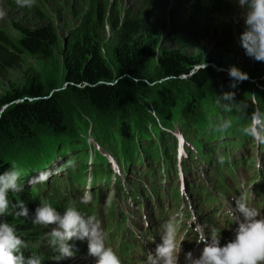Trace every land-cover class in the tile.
<instances>
[{
    "label": "trees",
    "instance_id": "obj_1",
    "mask_svg": "<svg viewBox=\"0 0 264 264\" xmlns=\"http://www.w3.org/2000/svg\"><path fill=\"white\" fill-rule=\"evenodd\" d=\"M80 1L85 8L70 13L75 24L63 39L58 35L53 21L33 28L17 26L20 33L18 37L0 28V70L22 66L23 58L28 56L34 58L41 66L40 71L34 66L27 67L22 80L10 81L9 86L0 93V174L9 171L11 164L21 170L23 175L19 183L22 190L10 192L9 200L12 205L23 202L28 212L27 216H17L15 212H19L20 208L10 206L9 213L0 216V222L14 225L18 234L28 242L26 256L31 255V252L41 256L47 253L58 256L54 248L40 252L38 246L34 245L40 241L39 234L43 226L32 222L41 201L51 202L57 211L63 214L66 209L59 200L62 197L73 201L77 205L76 208L85 215L96 217L98 214L101 217L96 208V200L99 191H103L98 190L99 185H95L108 183L113 176L117 178L106 156L95 150L94 156L89 158L91 164H94L93 179L89 183L96 198H90L87 203L81 201L83 194L80 185H86L85 181L90 178H87L89 153L84 140L74 138L76 134L73 133H76L77 129L74 118L79 120L89 116L93 119L94 126L103 130L107 124L98 119L112 115V124L116 126L113 133L115 137L118 136V140L112 147L105 148L111 149L112 152H109L117 156V161L125 172L129 171L133 162H158L157 160L162 158L163 163L158 174H155L153 169L146 170V175L142 174L148 179L154 196L158 197L159 188L163 186L162 181L169 183L166 170L170 168L171 173L178 175L179 168L175 163L178 161L179 150L177 151L175 137L161 131L157 125H151L153 136L157 139L166 137L168 144L169 135L172 141V151L169 144H163L159 148L156 146L157 142L151 138L147 139L148 133L145 129L139 131L136 121L134 122V117L142 110L141 106L148 102V98L157 101V95L148 92L146 68L151 60L154 59L155 73L159 79H186L192 88L184 104L185 111H188V115H184L188 123L184 124V118L181 116L183 111L171 114L162 122L169 127L176 123L183 133H187L184 138L192 141L195 150V153L192 151L190 155L188 151L189 159H199L197 162L201 160L205 165L211 164L208 169L203 167V172L213 168V153L215 150L220 151L221 145L232 147L234 153L231 161L234 162L237 156L235 153L244 143L251 140L241 131L249 122V89L244 88L240 92L243 96L241 102L247 104L244 114L235 110L225 112L224 118L232 119L233 127L223 135L212 130V126L218 121L214 120V117L221 114L215 100L199 96V90H205L220 73H224L216 71L212 64L228 68L223 62L207 56L208 51L203 49L199 37L202 28L212 32L213 28L216 31L223 29L220 23L227 17L226 9L230 7V0H194L197 5L190 17L184 21H176L179 23L164 36L149 26L151 17L148 12L152 10L151 2L146 3V7L137 13L127 9L122 11L115 2L109 5L107 0ZM9 2L16 5V0ZM22 10L38 14L42 11L37 10L35 6ZM105 26H108V32H105ZM226 26L230 39L235 38L234 22L229 20ZM241 33L242 31H239V38ZM241 48L246 54L244 48ZM194 49L196 50L193 51ZM108 57L111 58L113 67L108 63ZM204 63L209 65L204 67ZM246 73L249 78L264 75V62L252 58ZM228 79L224 74L225 84ZM240 84L246 82L242 81ZM53 88L57 89L52 91ZM258 100L263 111L264 99ZM69 102L73 104L70 105ZM70 106H73L74 110L79 107L86 108V116L74 114L68 123L66 118L70 113ZM147 123H153V120H148ZM68 150L77 152L75 157L68 160L74 162V165L68 167L69 173L67 172L64 178L68 183H73L71 195L63 194L68 193L67 187L61 188L58 177L48 169L57 154L63 158ZM138 150H141V156H138ZM182 151L181 166L187 174L193 167L185 165L184 153H187V149ZM227 153L224 151L219 155L224 160L223 164H216L217 161L214 163L219 165L218 174L223 172V165L230 162V155ZM233 168L229 170L233 182L227 186L226 182L216 187H206L195 180L189 183H197L196 186L205 194L223 193L238 185ZM194 170L198 171L196 166ZM116 181L118 182V179ZM193 185L195 184H187V187L193 190ZM212 188L215 192H212ZM167 189L175 192L172 185ZM71 196L74 198L71 199ZM142 203L135 202V209L146 206ZM189 204L185 203L186 216L189 213ZM152 208L157 211L158 216L165 214L166 208L161 203L152 205ZM108 214L112 220H119L115 207L108 210Z\"/></svg>",
    "mask_w": 264,
    "mask_h": 264
},
{
    "label": "rangeland",
    "instance_id": "obj_2",
    "mask_svg": "<svg viewBox=\"0 0 264 264\" xmlns=\"http://www.w3.org/2000/svg\"><path fill=\"white\" fill-rule=\"evenodd\" d=\"M114 2L122 11L127 9L131 12L137 13L140 12L141 9H144L146 7V3L151 2L152 10L148 12V16L151 17L149 26L152 30L161 33V36H164L165 33L169 31L175 24L179 23L176 21H184V19H188L191 13L194 12V9H196L197 5V3H194V0H107V3L109 5H112V3ZM35 7L37 10H42L40 14L33 13L32 11L24 12L22 8L17 4L12 5L9 0H0V11H3L5 13L4 16L0 18V28L5 29L8 33L12 34L15 37H18L20 33L17 26H21L23 28L29 26L33 28L37 27L40 24H44L47 21H53L58 35L61 39H63L64 36L67 35L68 30L75 24L70 13L75 10L79 11L81 9H84L85 5L82 4L80 0H36ZM245 11L246 9L240 7L237 0H230V7L226 9L227 17L222 19L220 23V26H223V29L216 31L213 28V32L211 30L207 31L206 28L201 29L199 42L203 46V49L208 51L207 56L214 57L215 61L219 60L223 62V64H226L228 68L218 67L215 64H212V67H214L216 71H223L224 73H220L217 79L210 83L205 90H199V96L214 99L216 102L217 96H221L224 92L227 91H233L235 92V101L239 103L243 100V96L240 95L241 90L247 88L250 90L251 105L248 117L249 119L255 107H259V109L262 110L258 98H260V100L264 99V75L261 74L254 78H249L245 80L246 84L241 85V82H239L237 83V86L235 88L230 87L233 81L228 75V69L233 65L237 66L242 71L247 72L250 61H252V58L243 52L241 48V41L238 35L239 31L243 32L246 28L244 20ZM229 20L233 21L235 24V38L233 39H230L226 26V23ZM104 30L105 32H108V26H105ZM205 46L207 48H205ZM196 49H194L193 51H195ZM107 61L111 65V67H113L110 57L107 58ZM204 65L209 64L204 63L202 66ZM29 66H34L39 71L41 70L40 64H38V62H36L34 58H31L29 56L23 58L22 66L16 65L15 68L1 69L0 93H2L3 90L9 86L10 81L22 80L24 72ZM224 74L225 76L229 77L227 84H225ZM146 75L147 83L149 85L148 92L151 95H157V101L155 102V100L148 98V102H145V106H141L142 110H140L134 117V122L136 121L135 124L137 125V129L139 131H143L145 129V131L149 135H147V139H153L155 142H157L156 146L159 148L163 144L164 146H167L169 144L171 147L170 151H172V141L169 135L173 136L176 139L177 151L181 149L179 150V157L178 161L175 163V166L180 169V173L182 174L180 177L179 174L174 175L175 173H171L170 168L167 171L165 166L164 170H166L167 174L169 175V183L162 181L163 186L159 188L158 197L153 195V191H151L150 189V183L148 182V179L142 174H144V172L148 169H153L155 171V174H158L159 167L163 163L162 158H159L157 160L158 162L153 160L152 162H147V160L143 162L141 161L140 163L133 162L128 169L129 171L125 172L122 169L120 162L117 161V156L113 155L114 153H110L112 152L111 149H109L110 152L108 149H106L110 148V146L112 147L118 140V136L115 137L113 133L116 130V126L112 124V115L108 118L98 119L101 121V123L107 124L103 130H98L97 127L94 126L93 119L85 115L86 108L79 107L78 109L74 110L75 108L73 106H70V113H68L66 118L67 122L69 123V121H71V117L74 114H81L82 116H86V118H80L79 120H75L76 118H74V121L77 122V129L76 133H73L71 131L73 134H76L74 138L78 137L84 140L85 148H87V151L89 153L87 159V166L89 170L87 178H90H86V185H80L83 198H96L93 194V188L89 183L90 181H92L91 179H93L92 170L94 167V164H91L89 158H92L94 156L95 150L102 155H105L107 160H110V155H112L111 157L114 159L108 162L112 171L116 174V179H118V182L116 181V179H110L108 183H97L95 185H99L100 189L98 190L103 191H99V195L97 196L96 200V208L101 217L98 214L96 215V217L100 221L101 227L104 226L106 232H109L110 228H112V224L116 222L115 220H112V218L108 214V210L114 207L116 208L117 216L122 219H125L127 213L130 219H137L140 217L144 218V216H146L145 212L147 211L148 214L149 208L152 207V205L154 206L159 203L172 206L174 205V203H176L175 207L182 205L185 208V201H190L191 198H193V196H191L193 190L189 189L187 187V184L198 185L197 183L187 182L186 177H188L190 181L195 180V182H200V185H204L206 187H216L220 183L225 182L227 186L233 182L229 170L231 167H234L233 169L236 178H239L244 185L245 189H243L242 191H249L253 189V187L251 186V180H254L255 177L264 176V151H262L264 144H257L256 142L252 141L251 137V140L244 143V146L241 147L242 150L236 152L238 154L234 162L231 161L233 160L234 153L231 150L232 147L230 145H221L220 151L215 150V152L213 153V168H211L209 171L203 172V167H206L208 169L211 164L205 165L201 160L200 162H197V160L199 159H189L188 151H190V155L192 151L193 153H195V150L193 149L192 141H190V139L184 138L187 133H183L181 128L176 123H174L173 127H169L167 125H164V123L162 122L163 119L167 118L171 114L183 111L181 112V116L184 118V124L188 123L184 116L188 115V111H185L184 109V104L186 102L189 91L192 90L190 84L186 81V79L172 81H162L161 79H159L155 73L154 59L151 60L148 64L146 68ZM56 89L57 88H53L51 90L53 91ZM69 104L72 105L73 102H69ZM218 109L221 111V114L214 117V120L225 117V111H223V109H221L219 106ZM235 111L237 113L244 114V112L242 111ZM148 120H153V123H147ZM82 125H86V127ZM151 125H157L161 129V131L169 134L167 135L168 144H166V137L157 139L152 135ZM222 140H225V138H222ZM145 143L146 145L148 144L146 141ZM106 144H109V146H107ZM183 149H187V153H184L185 165L188 164L189 166L193 167L187 172V174L184 173L185 169L183 167L182 170L181 166V164L183 163V160L181 159ZM224 151L228 152L227 154L230 155V162L223 165V172L218 174L217 170L219 165L216 164L220 163L221 157H219V155ZM76 153V151L68 150L64 154L63 158L62 156L57 154L56 157L51 161V165L48 167V169H50V173H55L56 177H58V181L60 180V185L62 186L61 188L67 187L66 191L68 193L63 194L71 195L72 193L73 183H68L64 178L66 177L67 172L69 173L68 167L71 168L74 165V162L68 160L75 157ZM138 156H141V150H138ZM257 160H259L261 163V167L259 169L255 167ZM215 161H217L216 164H214ZM116 162H118V164ZM116 165H118L120 168L119 173H117ZM195 166L198 171L194 170ZM160 172L162 171L160 170ZM169 185H172V187L174 188V193L173 191L167 189ZM122 189H124V191H122ZM212 191L215 192V189L212 188ZM40 192L41 194H43L42 191ZM73 198L74 197L71 196V199ZM59 200L63 205H65V209L68 206H73L75 208L77 207V205L73 201L63 199L62 197H60ZM140 200H144L147 202L145 206L146 211L142 210V207L134 209L136 206L134 203L140 202ZM192 213L193 210L190 212V214ZM154 214L155 211H153V215ZM170 215H172V217L179 218L174 213H170ZM193 220L201 221L203 219L195 218ZM149 221L153 223V226H158L159 220ZM225 221L226 217H223L221 219V224H223ZM123 225H130V221L125 220L123 222ZM189 225L193 226L192 223H190ZM52 227H55V225L41 227V233L39 234V236H41L40 241L37 244H34L38 246L40 252H44V250H51L53 248L49 246L48 238L46 236V233L51 231ZM196 228H202V225H199ZM155 229L157 230V228ZM69 243L74 247L75 255L73 257L57 259L56 255L47 253L45 256L40 255L42 257V264H95L96 257L89 255L87 240L73 239L69 241ZM133 249H135V251H139L140 247L134 243H131L128 244L127 249H125V247L122 249V253L127 254L128 250L131 251Z\"/></svg>",
    "mask_w": 264,
    "mask_h": 264
},
{
    "label": "clouds",
    "instance_id": "obj_3",
    "mask_svg": "<svg viewBox=\"0 0 264 264\" xmlns=\"http://www.w3.org/2000/svg\"><path fill=\"white\" fill-rule=\"evenodd\" d=\"M240 7L245 8L244 20L246 28L241 33V46L246 54L258 62H264V0H237ZM21 8L35 6L36 0H16ZM0 11V18L4 16ZM206 67V65H204ZM228 75L233 81L230 85L235 88L237 83L249 79L248 73L233 65L228 69ZM216 104L225 112L239 110L245 112L247 104L235 101V92L227 91L217 96ZM233 127L232 119L220 118L212 126V130L221 135ZM257 144H264V111L255 107L247 126L241 129ZM223 164V158L220 159ZM256 168L261 167L257 160ZM23 173L14 164L9 171L0 174V216L12 208L19 207L15 215L27 216V208L23 202L12 205L9 200L10 192H20L19 183ZM31 182V181H30ZM90 197L82 198L87 203ZM235 208L229 210V215L239 221L235 230V237L221 246L220 235L215 228H211L206 235L203 228H197V243L204 247L199 256L192 252L185 254L183 264H264V217H261L255 208L248 206L242 195L234 197ZM243 219L240 220L239 216ZM34 224L55 225L46 233L49 246L58 253L57 259L70 258L75 255L74 247L69 243L73 239L87 240L89 255L96 257L95 264H122L120 256L110 246H106L103 229L100 221L93 215H85L73 206L66 207L63 214L57 211L51 202L41 201L35 210ZM162 242L156 246L155 253L149 252L145 264H181V240H177L180 231V222L176 218H169L162 225ZM29 244L18 234L14 225L0 222V264H42V257L35 252L26 256L25 250Z\"/></svg>",
    "mask_w": 264,
    "mask_h": 264
},
{
    "label": "bare ground",
    "instance_id": "obj_4",
    "mask_svg": "<svg viewBox=\"0 0 264 264\" xmlns=\"http://www.w3.org/2000/svg\"><path fill=\"white\" fill-rule=\"evenodd\" d=\"M242 146H244V144L242 145ZM241 146V147H242ZM240 147V151L242 150V148ZM235 154H238V153H235ZM187 178V182H191L189 179H188V177H186ZM179 194V193H178ZM173 198V197H172ZM176 199V198H175ZM181 199V198H180ZM140 202H144L145 204H147V202L146 201H142V200H140Z\"/></svg>",
    "mask_w": 264,
    "mask_h": 264
}]
</instances>
